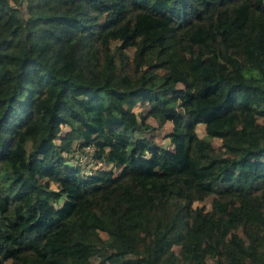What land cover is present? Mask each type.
I'll list each match as a JSON object with an SVG mask.
<instances>
[{"label":"trees","instance_id":"16d2710c","mask_svg":"<svg viewBox=\"0 0 264 264\" xmlns=\"http://www.w3.org/2000/svg\"><path fill=\"white\" fill-rule=\"evenodd\" d=\"M46 2L0 0V264H264V0Z\"/></svg>","mask_w":264,"mask_h":264},{"label":"rangeland","instance_id":"374dc122","mask_svg":"<svg viewBox=\"0 0 264 264\" xmlns=\"http://www.w3.org/2000/svg\"><path fill=\"white\" fill-rule=\"evenodd\" d=\"M46 3H47L46 0H20L19 9H20L21 14L26 18L30 14L39 12ZM128 14L129 12L126 10H118L116 13H111L110 10L109 11L101 10L99 17H98L99 22L109 23V29L106 30L102 34V38L109 40L111 46L116 42V40L112 36H115L118 32L131 31L136 34L140 32L153 31L154 26L157 23L156 19L152 17H148V16H142V15H137L132 20H128ZM132 51H133L132 48L127 49V52L130 55L132 54ZM139 110H141V106L136 105L134 107V111L138 112ZM148 121L154 126H156V121L152 117H149ZM171 128H172L171 122L167 121L164 123V126L160 128H155L151 130L150 132H148V135L152 136L155 139V141L161 146L166 147V148H171L172 144L168 137V134L171 131ZM67 129L68 128L66 126H63L61 128L58 138L56 139L57 142L59 141V137H61L67 131ZM196 132L200 137L204 135L202 124H198L196 126ZM212 142L216 147L220 145V140L217 138H213ZM84 160L88 161L89 159L86 157L84 158ZM88 162H89V166L94 165L93 162H90V161ZM103 166L106 168L105 164ZM109 166L110 165L107 164V168ZM114 171L115 173H117L118 169H114ZM50 186L55 188L54 183H50ZM212 197H213V194L205 197L201 201H195L193 202V206H203L205 207V209H210L211 207L210 202H211ZM61 201L62 199L58 201L56 205L58 206ZM236 231L238 234L242 235V237H245L244 232L241 228H238ZM102 235L105 236L104 234ZM172 249L174 250L175 253L173 256L170 257L169 264H184L182 260V256L179 254V248L176 245H174L172 246ZM220 259H222V256L220 257ZM207 260L212 261L213 264H217V258H213V259L207 258ZM8 262L9 261H7L6 264ZM92 262L93 264H99V257H93ZM249 264H251L250 261H249Z\"/></svg>","mask_w":264,"mask_h":264},{"label":"built area","instance_id":"2783aa9c","mask_svg":"<svg viewBox=\"0 0 264 264\" xmlns=\"http://www.w3.org/2000/svg\"><path fill=\"white\" fill-rule=\"evenodd\" d=\"M87 150H88V148H87ZM88 158L89 160L88 161H90V162H93V164L94 165H90L89 166V162L86 160H84V158ZM78 160L84 165V166H86V168H87V171L89 170V169H91V168H94V167H100V166H102V164H101V162L100 161H96V160H94V159H92L89 155H86V154H81V155H78ZM89 167V168H88Z\"/></svg>","mask_w":264,"mask_h":264}]
</instances>
